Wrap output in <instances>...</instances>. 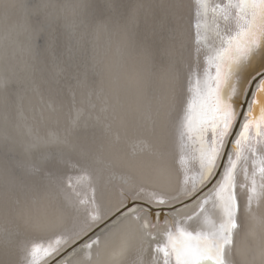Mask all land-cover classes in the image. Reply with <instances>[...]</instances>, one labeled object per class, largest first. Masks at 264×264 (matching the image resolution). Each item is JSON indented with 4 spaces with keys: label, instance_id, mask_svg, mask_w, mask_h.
Wrapping results in <instances>:
<instances>
[{
    "label": "bare ground",
    "instance_id": "bare-ground-1",
    "mask_svg": "<svg viewBox=\"0 0 264 264\" xmlns=\"http://www.w3.org/2000/svg\"><path fill=\"white\" fill-rule=\"evenodd\" d=\"M263 72L264 0H0V264L192 198L254 84L211 190L59 264H264Z\"/></svg>",
    "mask_w": 264,
    "mask_h": 264
},
{
    "label": "water",
    "instance_id": "water-1",
    "mask_svg": "<svg viewBox=\"0 0 264 264\" xmlns=\"http://www.w3.org/2000/svg\"><path fill=\"white\" fill-rule=\"evenodd\" d=\"M261 77L262 76H260L258 82L263 81V85H264V75H263V78H261ZM258 82H256V83H258ZM256 86H257V84H254L252 86V88H251V90H250V92H249V94H248V96H247V98H246V100L244 102V105L242 106V109H241V112H240V116L237 119V122H236V124L234 126V129H233L231 135L229 136L228 143H227L226 148H225V150L223 152V156L221 158L219 167L217 168L213 179L209 182V184H207V186L205 188L200 190L198 193H196L192 198L188 199L187 201L179 203V204H177V205H175V206H173L171 208H166V207H164V208H154L153 206H151V205H149V204H147L145 202H142V201H129L125 207H123L121 210L116 212L113 216H111L110 218H108L104 222H102L99 225H97L89 233H87L85 236H83L81 239H79L73 245H71L68 248H66L63 252L58 254L54 259H52L47 264H59V263H61L66 257L70 256L72 253H74L78 249L82 248L87 243H90L94 239L95 240L91 244L92 245H94V244L98 245V242H97L96 238L100 234H102L104 231H106L108 228H110L118 218L123 217V215H125L126 213L131 211L134 208V205H142V206L148 207L150 209V211L152 212V216L155 215L154 211H156L157 209H160L159 211L161 212V219H162V217L166 214V211H177V210L185 207V205H190V204L194 203L204 193H207L209 190H211L213 188V186L216 184V182L218 181L219 177L222 176V173L225 170L228 156L230 155L231 150L234 149L236 138H237L239 130H240L241 126H242V121L244 119L245 114L247 113L248 105H249L250 100H251V98H252V96L254 94ZM260 93H261L260 91L256 92V99H258V102H260L259 101ZM256 107H258V106H254V108L252 109L254 117H255L256 111H257ZM91 247L89 246L88 248H91ZM209 254L210 253H208L206 255H209ZM210 256H212V255H210ZM205 257L206 258L201 260V262L199 264H220L219 261L212 260L208 256H205Z\"/></svg>",
    "mask_w": 264,
    "mask_h": 264
}]
</instances>
